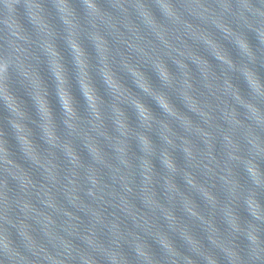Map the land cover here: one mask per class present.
<instances>
[{
	"label": "clouds",
	"instance_id": "1",
	"mask_svg": "<svg viewBox=\"0 0 264 264\" xmlns=\"http://www.w3.org/2000/svg\"><path fill=\"white\" fill-rule=\"evenodd\" d=\"M0 110V264H264V0H0Z\"/></svg>",
	"mask_w": 264,
	"mask_h": 264
},
{
	"label": "water",
	"instance_id": "2",
	"mask_svg": "<svg viewBox=\"0 0 264 264\" xmlns=\"http://www.w3.org/2000/svg\"><path fill=\"white\" fill-rule=\"evenodd\" d=\"M66 59L69 61V67H71V64H70V57H67L66 56ZM42 72H43V74L45 75V77H47V70H46V68H43L42 67ZM49 85H50V88H51V81L49 80ZM16 89H17V93H18V95H20L26 102H27V104H28V107H29V110L31 111L32 109H31V101H30V99L28 98V96L26 95V93H25V91L23 90V88H21V87H19L18 85L16 86ZM73 92H74V95H76L77 96V98L78 99H81V103H82V98H80V94H79V91H78V88H76L75 86H74V88H73ZM52 100H53V103L55 104V97H54V95L52 96V97H50ZM57 111H58V108H57ZM0 116H3V117H5L6 118V116H7V113L6 112H4L3 110H0ZM6 126V125H5ZM9 139H10V144H11V146L13 147V149H15V141L11 138V136L9 137Z\"/></svg>",
	"mask_w": 264,
	"mask_h": 264
}]
</instances>
